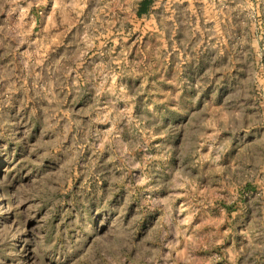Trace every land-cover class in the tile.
I'll return each instance as SVG.
<instances>
[{
    "label": "rangeland",
    "instance_id": "rangeland-1",
    "mask_svg": "<svg viewBox=\"0 0 264 264\" xmlns=\"http://www.w3.org/2000/svg\"><path fill=\"white\" fill-rule=\"evenodd\" d=\"M80 1L0 0V264H264V0Z\"/></svg>",
    "mask_w": 264,
    "mask_h": 264
},
{
    "label": "crops",
    "instance_id": "crops-1",
    "mask_svg": "<svg viewBox=\"0 0 264 264\" xmlns=\"http://www.w3.org/2000/svg\"><path fill=\"white\" fill-rule=\"evenodd\" d=\"M80 1V0H78ZM119 9H124L128 14H132L134 17H144L151 12L153 8V0H113ZM81 2V1H80ZM123 14L125 13L124 11ZM127 14V15H128Z\"/></svg>",
    "mask_w": 264,
    "mask_h": 264
}]
</instances>
